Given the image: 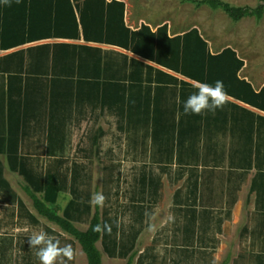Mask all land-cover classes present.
<instances>
[{"label":"crops","instance_id":"1","mask_svg":"<svg viewBox=\"0 0 264 264\" xmlns=\"http://www.w3.org/2000/svg\"><path fill=\"white\" fill-rule=\"evenodd\" d=\"M106 49L195 86L221 80L225 99L264 116V81L199 26L136 21L130 0L0 6V264H39L27 242L35 232L72 246L66 264H88L23 187L86 230L97 186L102 264H126L135 252L133 264H264V175L251 191L250 165L220 163L213 139L170 103L108 83Z\"/></svg>","mask_w":264,"mask_h":264},{"label":"rangeland","instance_id":"2","mask_svg":"<svg viewBox=\"0 0 264 264\" xmlns=\"http://www.w3.org/2000/svg\"><path fill=\"white\" fill-rule=\"evenodd\" d=\"M225 1L239 6H255L258 3V0ZM130 2L132 17L136 21L144 19L157 24L171 20L181 30L196 25L216 47L226 45L236 47L248 62L247 72L253 78L264 81V16L260 21L255 16H248L236 22L223 10H215L208 5L196 6L192 2L181 0H130ZM101 55L107 61L108 83L127 85L129 90H133L129 94L140 99L170 103L168 105L172 107L167 110L172 114L183 113L182 102L198 87L133 58L127 57L124 62L121 55L113 50L106 49ZM225 100L224 107L215 114L187 116L188 128L192 127V132L197 131L204 140L213 139L220 163L223 157L228 156L235 164L250 165V190L254 191L256 181L264 175V172L259 171L264 169V116ZM107 175L106 180L109 183L113 173ZM97 184L99 185V182ZM242 201L238 210L241 215L242 209H246L249 202L246 192L242 196ZM239 225L241 226V223Z\"/></svg>","mask_w":264,"mask_h":264},{"label":"trees","instance_id":"3","mask_svg":"<svg viewBox=\"0 0 264 264\" xmlns=\"http://www.w3.org/2000/svg\"><path fill=\"white\" fill-rule=\"evenodd\" d=\"M182 2H192L196 6L208 5L212 9L223 10L233 21H240L244 17L255 16L260 21L264 16V0H258L255 6L250 5H233L225 0H181ZM32 201V205L37 213L46 218L48 221L58 225L62 231L76 239L86 254L88 264H102V252L97 244L102 235V218L100 206L95 205V211L91 218L89 227L86 230L79 229L74 223L64 218L57 210L48 206L38 195L33 193L28 187H23ZM99 193L98 186L95 189V194ZM101 225V231H93V226ZM136 252L133 253L127 260L126 264H133ZM222 264H228L224 261Z\"/></svg>","mask_w":264,"mask_h":264},{"label":"clouds","instance_id":"4","mask_svg":"<svg viewBox=\"0 0 264 264\" xmlns=\"http://www.w3.org/2000/svg\"><path fill=\"white\" fill-rule=\"evenodd\" d=\"M12 0H0V6L10 5ZM19 3L20 0H15ZM226 91L223 82L216 80L213 84L201 83L197 89L192 92L182 102V112L185 116H197L215 114L225 105ZM105 197L97 193L90 203L102 206ZM104 228H108L104 225ZM93 231L100 232L101 225L93 226ZM28 245L30 249H35V255L39 264H58V261H71L74 258V250L70 244L60 245V241L45 232H35L28 236Z\"/></svg>","mask_w":264,"mask_h":264}]
</instances>
